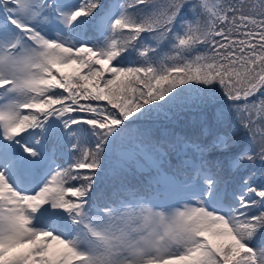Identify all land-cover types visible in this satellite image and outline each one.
Segmentation results:
<instances>
[{"label": "snow or ice", "instance_id": "1", "mask_svg": "<svg viewBox=\"0 0 264 264\" xmlns=\"http://www.w3.org/2000/svg\"><path fill=\"white\" fill-rule=\"evenodd\" d=\"M0 264H264V0H0Z\"/></svg>", "mask_w": 264, "mask_h": 264}]
</instances>
